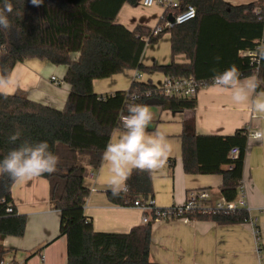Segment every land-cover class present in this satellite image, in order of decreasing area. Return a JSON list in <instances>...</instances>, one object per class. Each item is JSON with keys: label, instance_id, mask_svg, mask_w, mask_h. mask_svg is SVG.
<instances>
[{"label": "trees", "instance_id": "16d2710c", "mask_svg": "<svg viewBox=\"0 0 264 264\" xmlns=\"http://www.w3.org/2000/svg\"><path fill=\"white\" fill-rule=\"evenodd\" d=\"M178 1L180 8L166 9L155 27L189 5L195 7L196 17L153 35L155 27L137 25L129 30L116 21L125 4L136 6L138 0H42L39 6L33 5L32 0H11L13 12L8 17L12 27L0 28V67L10 74L17 64L30 60L65 67L63 82L70 90L62 109L35 102L22 91L0 93V160L24 141H47L49 150L59 157L56 172L39 178L48 180L50 204L60 213L59 237L67 239V264H158L150 259L152 222L126 234L94 230L92 219L84 210L90 194L84 184L85 175L89 167L100 168L105 146L113 132L122 129L119 116L126 114L129 103L173 111L191 110L197 105L196 98L163 95L151 80L135 79L128 90L105 95L95 92L94 81L136 71L210 84L216 73L232 64L244 76L255 70L249 57L241 56V52L253 50L255 42L263 37L264 0L239 6L225 0ZM3 3L0 0V7ZM165 34L170 35L172 56L184 55L187 63L171 61L162 66H145V49L157 44ZM225 51L232 54V64L226 63ZM258 75L264 79V67ZM258 91H264V85ZM17 131L20 139L10 142L9 136ZM248 136L246 129L228 136L185 132L181 136L185 173L221 175L224 201H237L243 185ZM234 148L239 150L237 156L231 155ZM82 157L86 158L83 164ZM153 177L154 172L133 170L127 192L114 198L108 190L109 202L134 207L137 200L143 204L154 201ZM15 182L6 174L0 175V260L7 252L4 240L23 237L27 227V216L18 213L13 200ZM10 208L12 212H8ZM154 214H149L152 220L156 219ZM188 217L212 221L221 227L250 220L245 209L192 212Z\"/></svg>", "mask_w": 264, "mask_h": 264}, {"label": "crops", "instance_id": "0c3cea01", "mask_svg": "<svg viewBox=\"0 0 264 264\" xmlns=\"http://www.w3.org/2000/svg\"><path fill=\"white\" fill-rule=\"evenodd\" d=\"M225 1L239 6L258 0ZM153 7L145 8L142 0H138L136 6L125 4L116 21L129 30L137 25L154 28L165 9L159 4ZM233 33L236 34V29H233ZM224 59L228 64L233 63L229 51L224 52ZM171 61L187 63L184 55H176L171 60L167 56H163V60L149 57L147 64L162 66ZM11 74L17 84L7 89L8 94L22 91L35 102L56 109L64 108L70 90L69 85L63 83L65 67L30 60L17 64ZM137 75L136 71H125L106 80H96L94 90L98 95L126 90ZM155 76H143L140 80H151L156 84L161 78L165 79L163 75ZM52 77L61 84H54ZM194 98L197 105L191 110L149 107L153 119L148 131L160 130L173 147L166 166L154 172V204L160 210L184 206L188 193L194 190L208 191L210 199L206 206L213 207L224 201L220 192L223 183L221 175L185 173L181 141L185 132L228 136L239 129H246L249 134L250 131L264 128V114L254 113L248 106L235 104L229 94H220L211 85L200 89ZM121 130L116 129L112 138ZM109 175L104 162L97 170L87 168L84 184L90 194L84 208L85 214L92 219L96 232L126 234L145 224L143 212L135 207H121L109 202L106 195ZM243 186L250 222L221 227L212 221L182 218L155 220L152 222L151 261L158 264H264V144L249 140ZM12 196L18 213L27 216V227L23 237H7L4 240L7 249L4 260L8 264H67V239L59 237L60 213L50 204L48 180L36 177L15 182ZM253 222L260 232L261 245H258V250L254 246L256 238Z\"/></svg>", "mask_w": 264, "mask_h": 264}, {"label": "clouds", "instance_id": "9594fccd", "mask_svg": "<svg viewBox=\"0 0 264 264\" xmlns=\"http://www.w3.org/2000/svg\"><path fill=\"white\" fill-rule=\"evenodd\" d=\"M41 2L32 0L35 6ZM12 12L11 0H4L0 7V28L11 29L8 14ZM249 62L255 67L253 73L244 76L239 67L232 64L212 77L211 87L220 94H229L235 104L248 106L252 112L264 114V91H258L264 85V79L258 75L260 68L264 67V42H259L250 52ZM16 84V78L6 68L0 67V93L7 95V89ZM152 119L150 108L137 102L129 103L126 114L121 113L119 116L122 130L109 140L102 154L110 174L107 187L114 198L127 192V181L133 170L153 173L167 164L173 147L160 130L148 131ZM20 135L18 131L13 133L9 141L15 143ZM248 139L264 144V128L250 131ZM58 164L59 157L49 150L47 141H24L0 160V175L6 174L16 182H24L45 173L56 172Z\"/></svg>", "mask_w": 264, "mask_h": 264}, {"label": "built area", "instance_id": "2783aa9c", "mask_svg": "<svg viewBox=\"0 0 264 264\" xmlns=\"http://www.w3.org/2000/svg\"><path fill=\"white\" fill-rule=\"evenodd\" d=\"M142 4L145 8H151L157 4L161 5L165 10L170 9H179L180 2L178 0H142ZM197 15L196 9L194 6L189 5L183 12L176 16H170L173 18V23L170 22V17L166 18L164 23L160 26H157L153 29L152 34L158 35L159 33L163 32L167 28H170L175 25H182L193 20ZM259 42H264V33L263 37L255 42V47ZM254 47V49H255ZM253 49V50H254ZM2 48L0 47V52ZM252 50L241 52V56L249 57V54ZM135 79H141L140 75H137ZM51 81L59 86L61 82L57 80V78L52 77ZM212 83H199L193 78H180V79H170L165 78L162 86L160 87L161 93L167 97H174V98H194L198 91L204 87L210 86ZM239 150L234 148L231 151L232 156H237ZM239 198L237 201L228 203L223 201L216 206H206L209 202V193L207 190H197V191H190L188 193V199L184 206L182 207H172L170 209L160 210L155 207L154 201L149 200L146 204L141 203L137 200L134 203V207L140 209L143 212V222L149 223L155 220H171V219H189L188 214L192 212H206L212 213L216 211H223V212H231L238 209H245L247 210V200H246V193L244 186L240 187L239 191ZM154 211V215L156 219L152 220L149 216L150 212ZM8 212H12V209H8ZM250 222V220H249ZM252 222V221H251ZM254 226V235L256 238L257 243H259L260 232ZM0 264H8L4 258L0 260Z\"/></svg>", "mask_w": 264, "mask_h": 264}, {"label": "rangeland", "instance_id": "374dc122", "mask_svg": "<svg viewBox=\"0 0 264 264\" xmlns=\"http://www.w3.org/2000/svg\"><path fill=\"white\" fill-rule=\"evenodd\" d=\"M160 7L162 8L161 5H160ZM152 8H154V7H152ZM163 56L169 57V60H171L173 58V56L171 54V50H170V36H169V34H165L157 44L147 46V48L145 49V52L143 54L142 62L145 66H148L149 64H147V61H148L149 57H152L155 60H157V59L163 60ZM144 58H146V60H144ZM151 63H153V62H151ZM137 74H139L141 77L147 76V78L152 77L153 74L154 75L156 74L155 77H157V76L162 77L161 73H159V72H149V73L141 72V73H137ZM163 81L164 80L161 78L159 82H156V84H158V86L161 87ZM131 83H129L126 90H128L130 88ZM126 90L120 89V91H126ZM81 160H82L81 164H83V160H86V158L82 157ZM255 243H256V245H254V246L256 247V250H258V245H261V243L259 242L257 244V241Z\"/></svg>", "mask_w": 264, "mask_h": 264}, {"label": "water", "instance_id": "95a60500", "mask_svg": "<svg viewBox=\"0 0 264 264\" xmlns=\"http://www.w3.org/2000/svg\"><path fill=\"white\" fill-rule=\"evenodd\" d=\"M170 22L173 23V18L172 17H170Z\"/></svg>", "mask_w": 264, "mask_h": 264}]
</instances>
